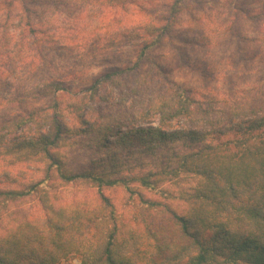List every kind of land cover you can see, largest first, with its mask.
I'll list each match as a JSON object with an SVG mask.
<instances>
[{
	"label": "rangeland",
	"instance_id": "obj_1",
	"mask_svg": "<svg viewBox=\"0 0 264 264\" xmlns=\"http://www.w3.org/2000/svg\"><path fill=\"white\" fill-rule=\"evenodd\" d=\"M172 3L0 0V190H21L46 179L48 162L16 147L46 128L42 126L46 114L58 112L70 130L65 146L56 153L68 171H78L92 168L102 157L85 147L86 139L78 133L87 128L83 122L156 126V99L178 89L218 98L209 109L218 110L216 116L235 103H261L264 3L258 0H187V9L178 16L180 25L149 49L135 70L116 74L113 83L98 86L95 92L89 90L104 74L133 66L143 42L150 40V30L165 23ZM193 37L197 44L189 43ZM57 82L64 91H52L49 84ZM201 106L207 110L204 102ZM31 114L33 122L27 121ZM19 119L26 124L14 129L10 124ZM194 120L198 126L204 122L201 114ZM183 146L175 147L183 152L193 148ZM47 178L39 186L43 194L26 195L0 213V235L9 228L28 232L32 222L40 226L45 218L40 195L48 207L67 213L74 206L87 210L101 203L98 189L86 183L64 184L55 171ZM200 185V179L187 173L153 191L132 185L144 200L153 202L151 206L123 187L102 192L114 205L122 231L137 235L138 258L163 264L184 243L173 214L193 217L198 209L212 208L195 199ZM80 263L76 253L60 262Z\"/></svg>",
	"mask_w": 264,
	"mask_h": 264
},
{
	"label": "trees",
	"instance_id": "obj_2",
	"mask_svg": "<svg viewBox=\"0 0 264 264\" xmlns=\"http://www.w3.org/2000/svg\"><path fill=\"white\" fill-rule=\"evenodd\" d=\"M187 7V0H173L165 23L150 30V40L143 42L133 66L104 74L89 90L95 92L98 86L113 83L116 74L135 70L146 52L180 25L178 16ZM188 41L197 44L196 37ZM49 87L53 92L65 90L60 82ZM218 102L210 93L178 89L156 99V126L83 122L87 128L78 133L84 135L85 147L102 157L92 168L78 171H68L56 153L65 146L70 130L58 112L46 114L42 125L46 128L23 139L17 149L48 162L44 182L55 171L64 184L86 183L98 189L101 203L87 210L74 206L67 213L48 207L40 195L45 212L41 225L32 222L28 232L5 230L0 235V264H60L71 253L81 257L80 264H158L138 258L137 235L122 231L120 217L102 190L123 187L131 195L139 194L132 185L153 191L183 173L200 179L195 199L212 208L198 209L193 217L173 214L184 243L163 264H264V98L256 106L235 103L216 116L218 110L209 109ZM199 114L201 126L194 120ZM31 116L27 121L33 122ZM180 120L184 122L173 127ZM18 121L10 125L16 129L26 124ZM180 144L193 148L183 152L176 148ZM136 168L141 169L139 174L133 172ZM44 182L0 190V213L26 195L43 194L39 186ZM139 196L143 204L153 205Z\"/></svg>",
	"mask_w": 264,
	"mask_h": 264
}]
</instances>
